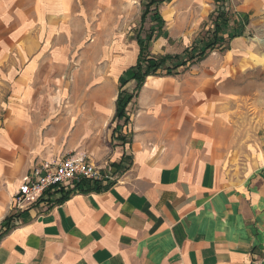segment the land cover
<instances>
[{"label":"crops","instance_id":"obj_1","mask_svg":"<svg viewBox=\"0 0 264 264\" xmlns=\"http://www.w3.org/2000/svg\"><path fill=\"white\" fill-rule=\"evenodd\" d=\"M189 2L173 5V20L163 11L174 0L159 6L152 54L192 47L196 37L172 50ZM215 3V15L223 4L230 18L225 37L246 33L256 15L264 29V0ZM143 11L144 0H0V234L16 215L0 237V264H264V141L239 142L226 105L204 87L211 73L148 76L128 124L115 119L120 88L134 92L125 81L136 36L156 25H142ZM237 39L204 59L226 53L228 78ZM83 153L115 176L109 186L15 208L35 166ZM235 153L241 177L227 178ZM120 162L123 171L112 166Z\"/></svg>","mask_w":264,"mask_h":264},{"label":"rangeland","instance_id":"obj_2","mask_svg":"<svg viewBox=\"0 0 264 264\" xmlns=\"http://www.w3.org/2000/svg\"><path fill=\"white\" fill-rule=\"evenodd\" d=\"M178 1L174 0V3L163 11L167 19L173 20L175 17L173 5ZM194 1L190 0L179 16L180 29L174 33L175 40L172 47L176 52H181L185 46L193 43L195 37L198 40L202 39L211 28L214 18L212 14L215 16L213 11L217 4L214 0ZM161 9L163 10L164 7ZM257 18L256 15L249 20L251 26L246 33L235 32L239 35L237 40L242 49L234 53L233 66L236 65L237 68L234 69L232 77L224 76L226 63L223 57L226 53L213 54L207 61L187 64L184 69L211 73L210 79L203 81L204 87L209 88L208 96L214 98L216 95L217 101L226 105L227 119L235 126L234 135L239 142L244 143L264 141V29L257 28ZM258 22L264 23V19ZM146 30L147 28H143L141 32L144 34ZM214 72H216L215 78L212 76ZM235 156L236 153L233 154L232 161L227 160L223 164L222 172L227 178L241 177L240 166L245 160L243 154L242 159Z\"/></svg>","mask_w":264,"mask_h":264},{"label":"trees","instance_id":"obj_3","mask_svg":"<svg viewBox=\"0 0 264 264\" xmlns=\"http://www.w3.org/2000/svg\"><path fill=\"white\" fill-rule=\"evenodd\" d=\"M168 1L170 0H144V11L142 13L141 23L143 25L146 20L150 18L152 21L156 22V25H152L145 37H142L139 33L136 36L137 42L139 44V54L137 62L126 71L127 73H130L131 76H128L125 81V83L130 80L135 81L134 92L129 93L126 90L120 88L118 94L117 113L115 119H124L123 123L125 125L129 122V117L126 113L127 107L132 99L139 93L148 76L176 75L179 73V70L183 67H186L187 64L202 61L215 50L225 51L229 49L230 41L239 36L236 35V33H231L229 37H225V32L227 25L230 22V18L224 10V5L221 4L216 10V15L213 16L212 14V17H214L213 27L208 29L206 35L202 39H196L191 48H186L181 54L154 55L150 51L151 42L155 39V37L160 35L164 25L163 18L159 12V6L162 3ZM215 1L221 3L222 0ZM199 44H201V46ZM115 131L120 133L118 128H116ZM119 139L123 142L127 141L126 137L121 133L119 134ZM112 166L115 167L117 171L124 170L123 162L113 163ZM107 186H109V184L97 181L82 180L77 183L76 190L82 192L101 191ZM54 193H60V195L55 200L58 203L66 201L72 194V192L65 193L63 190H57ZM14 218H16V215L12 214L5 219V230L0 234V237L6 234L11 229V227H13L12 222Z\"/></svg>","mask_w":264,"mask_h":264},{"label":"built area","instance_id":"obj_4","mask_svg":"<svg viewBox=\"0 0 264 264\" xmlns=\"http://www.w3.org/2000/svg\"><path fill=\"white\" fill-rule=\"evenodd\" d=\"M114 178L112 173L93 163L88 154H68L58 162L35 166L15 193L14 206L18 210H25L47 199L57 190L65 193L77 191L76 185L82 180L105 183Z\"/></svg>","mask_w":264,"mask_h":264},{"label":"bare ground","instance_id":"obj_5","mask_svg":"<svg viewBox=\"0 0 264 264\" xmlns=\"http://www.w3.org/2000/svg\"><path fill=\"white\" fill-rule=\"evenodd\" d=\"M176 14V13H175Z\"/></svg>","mask_w":264,"mask_h":264}]
</instances>
